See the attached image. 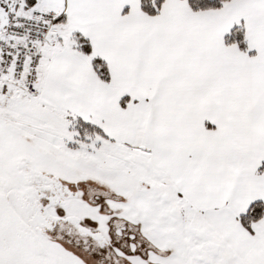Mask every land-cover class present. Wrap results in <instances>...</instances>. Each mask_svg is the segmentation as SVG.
Returning a JSON list of instances; mask_svg holds the SVG:
<instances>
[{"label":"snow or ice","instance_id":"obj_1","mask_svg":"<svg viewBox=\"0 0 264 264\" xmlns=\"http://www.w3.org/2000/svg\"><path fill=\"white\" fill-rule=\"evenodd\" d=\"M0 264H264V0H0Z\"/></svg>","mask_w":264,"mask_h":264}]
</instances>
